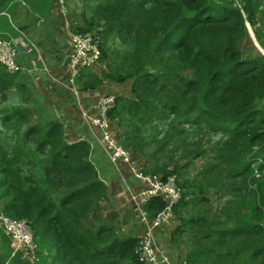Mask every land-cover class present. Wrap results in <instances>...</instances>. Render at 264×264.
I'll return each instance as SVG.
<instances>
[{"label": "trees", "instance_id": "1", "mask_svg": "<svg viewBox=\"0 0 264 264\" xmlns=\"http://www.w3.org/2000/svg\"><path fill=\"white\" fill-rule=\"evenodd\" d=\"M94 10L103 20L102 33L128 39L120 59L124 67L106 74L130 83V93L115 95L108 111L124 147L140 158L152 143L149 155L155 157L174 136L192 130L179 126L188 121L221 133L214 161L200 172L207 182L223 177L219 188L230 185L234 199L209 219L208 214H182L177 209L188 202L183 191L174 206L177 222L170 241L189 232L191 244L182 264H236L241 252V246L232 244L236 235L259 237L264 245V53L245 52L239 44L248 32L246 20L255 31L254 6L250 0L239 5L236 0H106ZM256 33L264 48V38ZM98 38L101 42V35ZM87 70L77 81L92 88L100 78ZM17 72L0 64L1 96L16 84L21 98L2 116L14 128L4 143L0 140V210L24 217L33 240L54 264H141L134 251L137 237L117 233L113 223L98 218L105 186L89 159V143L67 140L62 121L33 107L26 80L14 78ZM101 72L100 77L107 78ZM147 163L141 162L142 170L149 171L143 168ZM168 166L155 164L153 172L164 177L176 173ZM233 177L240 178L242 186L253 185L244 191L232 184ZM163 204L155 196L145 207L154 214ZM89 217L97 223L94 229L85 223ZM252 255L264 264V246L255 247Z\"/></svg>", "mask_w": 264, "mask_h": 264}, {"label": "crops", "instance_id": "2", "mask_svg": "<svg viewBox=\"0 0 264 264\" xmlns=\"http://www.w3.org/2000/svg\"><path fill=\"white\" fill-rule=\"evenodd\" d=\"M65 13L57 0H0V37L10 41L21 32L31 46L30 51L24 52L16 45V58L25 67L21 72L28 87L29 103L40 107V112L46 116L62 121L67 140L84 139L89 143V159L105 186L97 206L98 218L113 223L117 233L138 237L141 226L131 194L140 184L123 165L109 161L95 132L81 114L82 110L94 112L91 106L100 93L128 95V81L101 78V70L106 69L103 63L87 70L100 78L94 87L79 86L77 80L82 78V69L76 80L69 81L67 59L73 25ZM176 222L157 228L155 234L161 248L182 264L185 247L179 244L178 249L170 241ZM85 223L92 229L97 225L91 217ZM44 253L47 257L38 259L35 264H54L47 252ZM36 259L29 258L21 249L14 250L9 235L0 227V264H34ZM141 264L148 263L141 261Z\"/></svg>", "mask_w": 264, "mask_h": 264}, {"label": "rangeland", "instance_id": "3", "mask_svg": "<svg viewBox=\"0 0 264 264\" xmlns=\"http://www.w3.org/2000/svg\"><path fill=\"white\" fill-rule=\"evenodd\" d=\"M106 0H63L62 5L60 6L66 13L68 21L72 22L73 28L76 31H87L92 33L97 37L99 50H100V64L105 65V70H102L103 73L112 74L117 66L124 67L121 63V57L125 52L126 46L128 45V39L126 37L119 36L116 33H102L103 20L98 19L95 16V5L98 2H103ZM244 0H236L237 5H239ZM252 5L255 8V31L253 30L249 21L246 20V26L248 32L243 35L242 39L239 41L240 47L245 52H255L262 51L264 53V48L260 44L257 33L264 38V0H250ZM97 30H100V34H97ZM251 30V31H250ZM101 35V42L98 36ZM18 51V50H17ZM149 65H145L143 68H148ZM82 70H87L82 68ZM124 72V71H123ZM13 73V72H12ZM102 73V72H101ZM15 74V72H14ZM106 75V77L112 81H117L113 78V76ZM102 76V75H101ZM23 75L21 71H18L15 75V80L17 82H21ZM102 78H105L102 76ZM127 80L129 87L128 78H124ZM122 81V80H120ZM1 96L0 94V140L4 143L7 137V134L11 132L14 128L11 121L3 122L2 116L4 113L10 109L12 106L18 104L20 98V87L18 85L11 84L9 85V90ZM29 105V103H28ZM35 116V117H34ZM33 117L37 119V116ZM41 119H46L41 117ZM126 116L120 117L123 124L125 122ZM114 121V120H113ZM114 123V122H113ZM180 127L191 128L188 133L182 132L179 135L174 136V139L169 143L167 148L163 149L162 152L155 155V157H151L149 155L150 151L154 147V144H150L146 146V152H143V157L140 156L141 162L143 160H147V165L143 166L147 170L153 172L154 165L157 164L160 167L168 166L170 169L176 170L175 172H170L169 174H173L175 180L177 182L178 177V186L181 188L184 194L186 193L184 199H187L188 202L184 207H180L179 204L177 209L182 211V214H190L195 213L196 215L200 214H208V218H211V214H219L222 207L226 205V202L234 199L235 192L231 189L232 187L229 185L224 186V188L220 189L219 186L224 184V179L219 178L215 180L211 178V181L207 182V179L201 174L200 168L204 166L206 163H211L214 161V155L216 153L217 148L219 147L218 143L222 141V136L220 132H212L207 129L206 125L199 123H191L187 122L185 125H179ZM200 127V129L198 128ZM162 129H156L157 132H161ZM67 129V127H66ZM122 129L124 132L126 131V127L122 125ZM114 130L118 133V126L114 123ZM147 133L150 131L146 130ZM180 162L183 165H180ZM166 170V167H165ZM154 173V172H153ZM177 174V175H176ZM264 176V172L261 174ZM232 184H242L240 183V178H231ZM253 183H248L242 186L244 191H248ZM183 194V193H182ZM200 195L205 196V199L201 200L198 198H194L193 196L199 197ZM244 212H250V209L245 208ZM221 215V219L225 216ZM232 221V220H231ZM230 221V222H231ZM120 233V232H118ZM189 232L186 230L179 234L181 240H177L173 242L174 246L179 249V243L181 241L183 246H189L191 244V239H188ZM232 244L241 246L240 259L239 256H236L235 261L236 264H240L239 261L243 260L244 264H258L260 261V257H254L252 255L253 249L255 247L264 246L263 241L259 237L246 236V233H240L236 235L235 238H232ZM53 251V249H52ZM137 253V252H136ZM174 258L173 254H171ZM47 257L44 253L42 247H37L36 253V261L39 259H44ZM44 261H42L43 263ZM62 264V263H60ZM119 264H127V261L124 260Z\"/></svg>", "mask_w": 264, "mask_h": 264}, {"label": "built area", "instance_id": "4", "mask_svg": "<svg viewBox=\"0 0 264 264\" xmlns=\"http://www.w3.org/2000/svg\"><path fill=\"white\" fill-rule=\"evenodd\" d=\"M22 1V0H20ZM60 6L63 0H57ZM16 45L24 52L30 51V44L23 38L22 33L7 41L0 37V64L8 72L23 71L24 65L18 62ZM69 81L72 82L82 68H97L100 61V50L97 37L87 31L69 32L68 51ZM115 103V94L103 92L97 95L92 109L94 112L82 110L81 114L86 124L96 134V139L104 149L107 158L115 165H123L140 184L131 194L137 221L141 231L134 248L139 260L148 264H181L175 261L168 251L158 244L155 231L177 221L174 206L182 196L173 174L166 177L159 173L142 170L139 156L133 154L120 142L114 130L113 120L108 111ZM155 196L163 200V206L154 214H150L145 204ZM0 227L11 239L13 249L25 251L29 258L35 259L37 244L33 240L31 229L24 217H10L0 210Z\"/></svg>", "mask_w": 264, "mask_h": 264}, {"label": "water", "instance_id": "5", "mask_svg": "<svg viewBox=\"0 0 264 264\" xmlns=\"http://www.w3.org/2000/svg\"><path fill=\"white\" fill-rule=\"evenodd\" d=\"M251 31V30H250Z\"/></svg>", "mask_w": 264, "mask_h": 264}]
</instances>
